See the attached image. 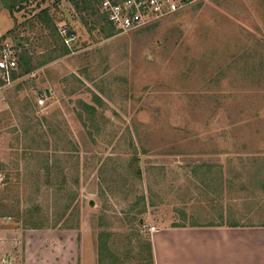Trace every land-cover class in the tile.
<instances>
[{"label": "rangeland", "instance_id": "1", "mask_svg": "<svg viewBox=\"0 0 264 264\" xmlns=\"http://www.w3.org/2000/svg\"><path fill=\"white\" fill-rule=\"evenodd\" d=\"M19 5L0 2V44L31 57L0 81V264H79L83 229L98 264H152L150 226L264 224V0L127 32L97 6Z\"/></svg>", "mask_w": 264, "mask_h": 264}, {"label": "crops", "instance_id": "2", "mask_svg": "<svg viewBox=\"0 0 264 264\" xmlns=\"http://www.w3.org/2000/svg\"><path fill=\"white\" fill-rule=\"evenodd\" d=\"M78 236L79 264H98L94 237L84 229ZM148 242L152 264H264V224L169 225Z\"/></svg>", "mask_w": 264, "mask_h": 264}, {"label": "built area", "instance_id": "3", "mask_svg": "<svg viewBox=\"0 0 264 264\" xmlns=\"http://www.w3.org/2000/svg\"><path fill=\"white\" fill-rule=\"evenodd\" d=\"M193 0H98V9L111 18L112 25L118 32H127L140 27L149 26L170 14L184 9ZM64 44L75 39L73 32L64 28L59 30ZM18 43L4 42L0 44V81L8 82L12 73L18 69ZM38 104L43 98L37 99ZM3 162V161H2ZM0 162V190L5 184L3 163ZM150 232L155 227H149Z\"/></svg>", "mask_w": 264, "mask_h": 264}, {"label": "trees", "instance_id": "4", "mask_svg": "<svg viewBox=\"0 0 264 264\" xmlns=\"http://www.w3.org/2000/svg\"><path fill=\"white\" fill-rule=\"evenodd\" d=\"M31 1H34V0H0L2 7L7 9L10 15H12L13 8L15 6H17L18 4H20L19 6H21L22 3H27V2H31ZM53 1L55 3H58L61 0H53ZM67 1L71 2V4L74 6L75 9H79V8L90 9L92 11L91 12L92 14L93 13H94V15L97 14L96 6L98 8V0H67ZM19 8H21V7H18L17 9H19ZM102 14H104V13H102ZM104 16H106L105 17L106 19L102 18L103 22H106L108 25L110 24L109 25L110 28L111 27L113 28L111 18L108 15H106V14H104ZM35 17H36V15H35ZM36 19L38 21H40V22L43 21L46 25L48 24V26L51 25V32L53 34L56 32V29H55L51 19H49L48 9L40 10V12L38 13ZM0 38L3 39L4 37L1 36ZM30 59H31V57H29L27 50H23L20 53H18V59H17L18 68H20L21 71L23 70V72H27L29 70V63L31 61ZM15 73H16L15 71L12 73V77L13 78L15 76ZM86 107L90 108V109H94L90 105H86Z\"/></svg>", "mask_w": 264, "mask_h": 264}, {"label": "water", "instance_id": "5", "mask_svg": "<svg viewBox=\"0 0 264 264\" xmlns=\"http://www.w3.org/2000/svg\"><path fill=\"white\" fill-rule=\"evenodd\" d=\"M46 93H47V94H49V92H48V91H46ZM90 205H93V202H92V201H90Z\"/></svg>", "mask_w": 264, "mask_h": 264}]
</instances>
